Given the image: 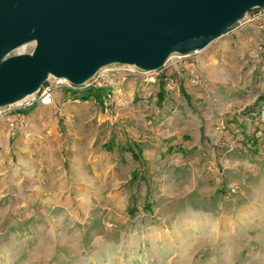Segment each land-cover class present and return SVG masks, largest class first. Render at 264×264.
<instances>
[{
    "label": "rangeland",
    "instance_id": "rangeland-1",
    "mask_svg": "<svg viewBox=\"0 0 264 264\" xmlns=\"http://www.w3.org/2000/svg\"><path fill=\"white\" fill-rule=\"evenodd\" d=\"M258 11L127 77L111 114L83 88L0 108V264H264Z\"/></svg>",
    "mask_w": 264,
    "mask_h": 264
},
{
    "label": "water",
    "instance_id": "water-1",
    "mask_svg": "<svg viewBox=\"0 0 264 264\" xmlns=\"http://www.w3.org/2000/svg\"><path fill=\"white\" fill-rule=\"evenodd\" d=\"M264 0H0V108L49 76L80 86L112 64L161 69L206 48ZM34 43L30 54L6 57Z\"/></svg>",
    "mask_w": 264,
    "mask_h": 264
},
{
    "label": "built area",
    "instance_id": "built-area-1",
    "mask_svg": "<svg viewBox=\"0 0 264 264\" xmlns=\"http://www.w3.org/2000/svg\"><path fill=\"white\" fill-rule=\"evenodd\" d=\"M259 11L252 15L253 19L260 20L264 15V8H258ZM247 13L244 17L238 21L235 25L241 24L245 20ZM231 29V28H230ZM169 57L168 59H170ZM166 61L165 65L167 64ZM164 65V66H165ZM109 67L105 66L100 68L90 79L84 82L82 85L74 86L63 78H55L49 76L47 80L40 86V88L28 98L23 99L24 108L30 109L34 106H50L54 103V98L58 90H66L74 93L78 88H83L84 91L88 89L102 90V97L99 103V107L104 114H111L116 108L121 106V86L126 82L127 77L137 76L140 77L146 73L152 71H143L135 66L112 64ZM261 122L264 125V106L261 109ZM3 117V113L0 112V118Z\"/></svg>",
    "mask_w": 264,
    "mask_h": 264
},
{
    "label": "trees",
    "instance_id": "trees-1",
    "mask_svg": "<svg viewBox=\"0 0 264 264\" xmlns=\"http://www.w3.org/2000/svg\"><path fill=\"white\" fill-rule=\"evenodd\" d=\"M230 28H228L226 31H228ZM82 92L83 93L80 96V98H81L82 101H87L89 98L94 97L97 100V103L98 104L100 103L101 97H102V90L101 89H99V90L88 89V90H85V91H82ZM163 93H164L163 92V89L160 90L159 93H158L157 99H158L159 102H161L163 100ZM73 94L75 95L76 92H74ZM29 111H30L29 109H25V110H21L20 113L26 114ZM105 147L107 148V150H111V148H112L111 147V144H106Z\"/></svg>",
    "mask_w": 264,
    "mask_h": 264
},
{
    "label": "bare ground",
    "instance_id": "bare-ground-1",
    "mask_svg": "<svg viewBox=\"0 0 264 264\" xmlns=\"http://www.w3.org/2000/svg\"><path fill=\"white\" fill-rule=\"evenodd\" d=\"M31 96V95H30ZM29 97V96H28ZM27 98V97H26Z\"/></svg>",
    "mask_w": 264,
    "mask_h": 264
},
{
    "label": "crops",
    "instance_id": "crops-1",
    "mask_svg": "<svg viewBox=\"0 0 264 264\" xmlns=\"http://www.w3.org/2000/svg\"><path fill=\"white\" fill-rule=\"evenodd\" d=\"M144 156V155H143Z\"/></svg>",
    "mask_w": 264,
    "mask_h": 264
}]
</instances>
